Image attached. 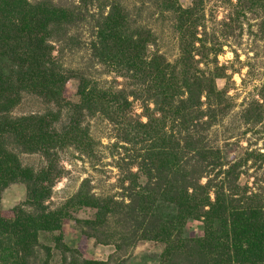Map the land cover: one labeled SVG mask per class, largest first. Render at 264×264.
Segmentation results:
<instances>
[{
    "label": "rangeland",
    "instance_id": "obj_1",
    "mask_svg": "<svg viewBox=\"0 0 264 264\" xmlns=\"http://www.w3.org/2000/svg\"><path fill=\"white\" fill-rule=\"evenodd\" d=\"M42 1L70 8L72 5L81 6L77 0H28L30 3ZM115 2L124 8L123 13L128 17L126 23L130 20L132 27L142 29L144 37L152 41L147 51V62L160 58L161 68L167 67V80H180L176 95L182 93L183 88L186 91L183 98L187 99L190 95L186 85L192 84L195 78L215 88L213 107L219 103L220 110L217 111L216 122L205 132V138L211 146L220 149L229 165L242 163L238 179L241 190H245L248 197L260 193L261 187L264 188V163L250 161L249 153H264V0H177V6L190 9L199 17L197 41L189 48L192 59L184 62L179 34L175 30V15L166 12L167 0H88V10L82 8L79 19L83 24H75L67 32L69 35L59 42L55 39L61 32L56 31L50 40L53 57L62 73L70 77L65 99L78 101V77L86 74L100 91L121 93L132 104V120L146 123L144 107L151 95L159 94L147 92V73L142 78L133 77L116 66L94 59L91 52L93 32L90 27L98 24L103 10L107 16ZM0 69L3 70V64ZM184 73L189 76L185 82ZM218 95H221V101ZM206 97L205 93L201 97L203 111L209 107ZM40 100L25 96L10 112L0 115V221L6 224L0 227V264H180L172 251L167 252L166 242L140 238V222L144 219L135 220L134 214L129 213L130 197L135 191L144 190L143 185H133L129 175L130 171L137 173L139 170L137 164L133 165L132 157L137 156L143 146L119 140L116 127L96 116L78 121L77 138L70 136L64 144L50 145L54 148L49 153L40 151L29 141L35 136L29 125L33 123L21 120L35 114L45 116L52 113L57 116L60 112L55 107L46 110ZM149 105L154 109L153 103ZM67 116L68 113L61 109L57 124L53 122L56 124L53 129L61 132ZM15 125L18 128L30 126L29 133L25 130L24 140L11 132ZM122 127L125 129L127 124ZM170 129L169 124L167 131ZM173 133L176 136L177 129ZM229 165L225 164L224 170ZM9 167L13 170L5 172ZM44 169H52L61 175L52 189L50 200L44 205L46 210L61 207L84 188V192L115 207L119 217H111L98 238L88 236L83 223L94 220L96 211L76 210L74 207L68 209L71 218L64 222L61 230L39 232L37 238L12 230L11 224L16 220L24 219L25 222L40 212L30 201L28 181L23 182L20 175L32 174L34 180L29 182L34 186L35 179ZM217 173L203 176L200 184L205 185L209 180L217 183L221 179L214 181ZM142 182L146 183L143 178L140 179ZM189 195L199 202L205 197L192 190ZM210 195L214 202V192ZM160 205L155 203L157 208ZM260 205L264 207V203ZM168 206L156 210L162 213L161 216L166 211H175V205H170V209ZM140 228L137 235H123ZM203 229L202 221L187 219L179 225L174 222L172 240L181 248L186 241L202 239ZM178 235L180 240H177ZM221 246L217 245L216 249L220 251Z\"/></svg>",
    "mask_w": 264,
    "mask_h": 264
},
{
    "label": "trees",
    "instance_id": "obj_2",
    "mask_svg": "<svg viewBox=\"0 0 264 264\" xmlns=\"http://www.w3.org/2000/svg\"><path fill=\"white\" fill-rule=\"evenodd\" d=\"M77 1L81 6L72 5L70 8L45 1L30 3L28 0H0V65L3 64V70L0 69V115L10 112L25 96L41 99L46 110L58 108L60 112L57 116L52 113L45 116L35 114L21 120L33 123L29 124L35 135L32 140L29 139L32 141L30 144L34 143L37 149L46 153L60 143L64 144L70 136L76 137L81 118L99 116L110 121L118 131L119 140L143 146L137 156L132 157L133 165L137 164L139 170L129 173L131 183L143 185L144 188L135 191L130 197L133 206L128 207L135 220L144 219L140 222V238L166 242L167 252L172 251L180 264H264V207L260 205L264 203V188L261 187L260 193L248 197L238 183L242 163L229 165L220 149L211 146L204 135L216 122L217 111L220 110L219 103L213 107L215 88L195 78L192 84L186 85L190 95L187 99L183 98L186 94L183 88V95H176L180 80L169 77L167 80V67L161 68L160 58L152 63L147 62V51L152 41L144 37L142 29L132 27L130 20L126 23L128 17L123 13L121 3L112 4L107 16H104L103 10L98 24L90 27L93 32L91 52L94 59L116 66L133 77L142 78L147 73V92L159 93V96L151 95L144 107L143 116L147 122L132 120V104L128 99L121 93L100 91L86 74L78 77V101L65 99V88L70 77L62 73L55 61L50 40L57 31L61 32L55 39L59 42L69 35L67 32L73 26L83 24L79 19L82 8L88 10V0ZM176 4L177 0H167L165 8L166 12L175 15V30L179 34L184 62L192 59L189 48L197 41L199 17L190 9H183ZM171 5L173 7L168 8ZM186 77L189 76L185 74L184 82ZM204 93L209 105L206 111L202 109L204 104L201 97ZM217 97L222 100L221 95ZM150 102L154 109H150ZM61 109L69 117L59 132L53 126L57 124ZM126 124L124 129L122 126ZM169 124L171 129L167 131ZM29 127L18 128L15 125L11 132L24 140L25 130L29 133ZM174 129H177L176 136ZM137 160L139 163H136ZM249 160L264 163V153H249ZM225 164L229 165L226 170ZM11 170L9 167L5 172ZM216 170L218 173L214 181L221 178L217 183L213 184L209 180L205 185L200 184L203 176H210ZM55 173L52 169H44L35 179L34 186L29 182L34 180L32 174L20 175L23 182L28 181L25 184L30 201L40 212L34 217L36 220L33 216L25 222L24 219L16 220L11 224L12 230H20L32 238H37L39 232L61 230L64 222L71 218L68 209L74 207L76 210L96 211L94 220L83 223L88 236L98 238L105 223L111 217H119L116 208L84 192L82 188L61 207L46 210L44 205L50 200L52 189L61 178L59 173ZM142 178L146 183H140ZM191 190L205 197L199 202L196 197L189 195ZM211 192H214V202L211 201ZM155 203L161 205L157 208ZM170 205L176 206V214L175 211H166L161 216L162 213L156 210L164 206L170 209ZM187 219L204 222V236L202 239L186 241L180 248L172 240L174 222L179 225ZM3 224L6 225L0 221V227ZM133 230L134 233L123 235H137L141 228ZM177 240H180V235ZM217 245H222L220 251L216 249Z\"/></svg>",
    "mask_w": 264,
    "mask_h": 264
}]
</instances>
